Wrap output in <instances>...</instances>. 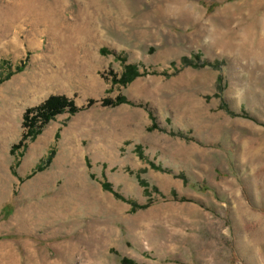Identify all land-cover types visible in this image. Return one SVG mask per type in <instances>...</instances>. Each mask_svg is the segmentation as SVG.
Masks as SVG:
<instances>
[{"label": "rangeland", "instance_id": "obj_1", "mask_svg": "<svg viewBox=\"0 0 264 264\" xmlns=\"http://www.w3.org/2000/svg\"><path fill=\"white\" fill-rule=\"evenodd\" d=\"M0 264H264V0H0Z\"/></svg>", "mask_w": 264, "mask_h": 264}, {"label": "trees", "instance_id": "obj_2", "mask_svg": "<svg viewBox=\"0 0 264 264\" xmlns=\"http://www.w3.org/2000/svg\"><path fill=\"white\" fill-rule=\"evenodd\" d=\"M121 100V97L116 98L113 102L109 100H105L104 103L111 104L115 102H119ZM96 101L90 100L88 102V105L94 104ZM68 110L69 112H73L75 110V106L72 104L71 101H69L66 97L63 96H50L47 98L42 104L29 108L24 113V122L23 126L27 127V131H31V128L35 127V124L37 127L43 125L46 121H48L50 118H52L54 115L62 112L63 110ZM36 117H39L37 120ZM35 127V128H37ZM38 130L34 131L37 133ZM24 136L22 138V142L25 141L26 137L29 135ZM30 134V133H29Z\"/></svg>", "mask_w": 264, "mask_h": 264}]
</instances>
